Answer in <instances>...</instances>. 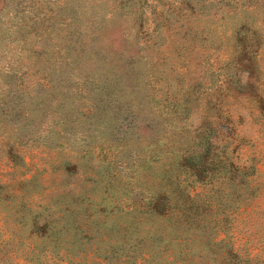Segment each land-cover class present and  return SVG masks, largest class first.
Segmentation results:
<instances>
[{
  "label": "rangeland",
  "instance_id": "obj_1",
  "mask_svg": "<svg viewBox=\"0 0 264 264\" xmlns=\"http://www.w3.org/2000/svg\"><path fill=\"white\" fill-rule=\"evenodd\" d=\"M130 223L132 264L264 257V0H0V264Z\"/></svg>",
  "mask_w": 264,
  "mask_h": 264
},
{
  "label": "trees",
  "instance_id": "obj_2",
  "mask_svg": "<svg viewBox=\"0 0 264 264\" xmlns=\"http://www.w3.org/2000/svg\"><path fill=\"white\" fill-rule=\"evenodd\" d=\"M207 155L202 154L197 158L198 162H203V158H205ZM154 209L158 213H163L168 206L165 207V200L158 199L156 202H154ZM133 226V223H130L126 228H124V233L122 234L123 237L125 238L124 241L121 243H115L110 246V250L107 254L104 256H101L100 254H95L97 257H104V258H99V260H95V264H109V259L114 257L115 255L119 256H124V257H129L128 259L123 260V264H132V259L136 256V251L139 249V241H134V242H129L127 238L130 237L132 229L131 227ZM112 232H117L120 234V230H116L113 228ZM88 235L84 234L82 238H86ZM98 248H94V252ZM132 252V253H130ZM228 257L225 258L224 260H221L219 264H264V257H259V256H243L241 253L238 252L237 249L234 250H228ZM149 253V252H146ZM141 258L144 260V262H150V257L148 255H141ZM94 261V260H93ZM81 260L78 261H71V264H82Z\"/></svg>",
  "mask_w": 264,
  "mask_h": 264
}]
</instances>
